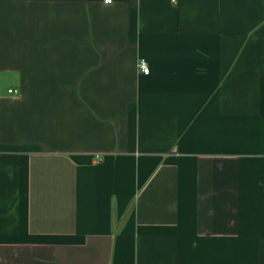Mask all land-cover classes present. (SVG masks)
<instances>
[{"label":"crops","instance_id":"0c3cea01","mask_svg":"<svg viewBox=\"0 0 264 264\" xmlns=\"http://www.w3.org/2000/svg\"><path fill=\"white\" fill-rule=\"evenodd\" d=\"M0 264H264V0H0Z\"/></svg>","mask_w":264,"mask_h":264},{"label":"built area","instance_id":"2783aa9c","mask_svg":"<svg viewBox=\"0 0 264 264\" xmlns=\"http://www.w3.org/2000/svg\"><path fill=\"white\" fill-rule=\"evenodd\" d=\"M112 1L113 0H104L105 3H112ZM138 67L145 74H147L149 72V66H148L147 60L144 58H141L139 60ZM10 91H12V90L10 89ZM96 159L99 160L98 157Z\"/></svg>","mask_w":264,"mask_h":264}]
</instances>
